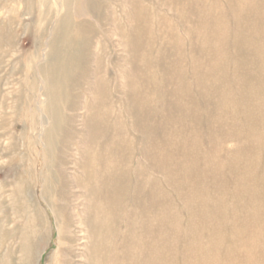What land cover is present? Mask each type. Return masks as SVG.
I'll use <instances>...</instances> for the list:
<instances>
[{
  "label": "rangeland",
  "instance_id": "rangeland-1",
  "mask_svg": "<svg viewBox=\"0 0 264 264\" xmlns=\"http://www.w3.org/2000/svg\"><path fill=\"white\" fill-rule=\"evenodd\" d=\"M92 211L116 264H264V0H0V264H92Z\"/></svg>",
  "mask_w": 264,
  "mask_h": 264
},
{
  "label": "bare ground",
  "instance_id": "bare-ground-1",
  "mask_svg": "<svg viewBox=\"0 0 264 264\" xmlns=\"http://www.w3.org/2000/svg\"><path fill=\"white\" fill-rule=\"evenodd\" d=\"M97 162H99V161H97ZM117 175L119 176V174H117ZM102 216L103 217L105 216V218L101 219ZM86 217H87L86 220L88 219V222H91V225L94 224L93 229L96 230V231H94V236L92 238L89 237V239H93L92 241H90V247L89 248L92 251H94L96 254L95 257L93 258L92 264H104V263L106 264V261H108L110 264H113V262H115V264H116L117 255L115 254L116 231H115L114 216L112 217L109 215H105L104 211H102L101 213H98V212L95 213L94 211H92V212H89ZM89 228L91 229L90 226H89ZM80 239L81 238H79L78 240H80ZM80 246H82V245H80ZM111 259H113L112 260L113 262L111 261ZM213 260L215 263L218 261L216 258ZM160 264H163V263L160 262Z\"/></svg>",
  "mask_w": 264,
  "mask_h": 264
}]
</instances>
